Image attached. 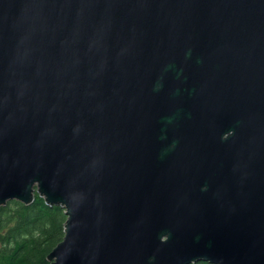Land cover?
<instances>
[{"label":"water","instance_id":"water-1","mask_svg":"<svg viewBox=\"0 0 264 264\" xmlns=\"http://www.w3.org/2000/svg\"><path fill=\"white\" fill-rule=\"evenodd\" d=\"M36 192L51 264H264V0H0V205Z\"/></svg>","mask_w":264,"mask_h":264},{"label":"trees","instance_id":"trees-1","mask_svg":"<svg viewBox=\"0 0 264 264\" xmlns=\"http://www.w3.org/2000/svg\"><path fill=\"white\" fill-rule=\"evenodd\" d=\"M66 219L62 206L47 204L37 192L31 204L0 205V264H51L47 256L64 238Z\"/></svg>","mask_w":264,"mask_h":264}]
</instances>
